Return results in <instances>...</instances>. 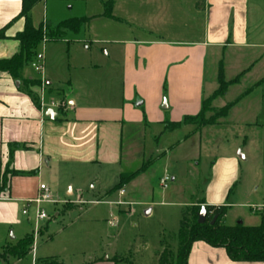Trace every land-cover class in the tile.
Returning <instances> with one entry per match:
<instances>
[{
    "label": "crops",
    "instance_id": "1",
    "mask_svg": "<svg viewBox=\"0 0 264 264\" xmlns=\"http://www.w3.org/2000/svg\"><path fill=\"white\" fill-rule=\"evenodd\" d=\"M22 1L0 0V30L4 29L0 59H8L19 52L15 36L24 27V19L19 16ZM52 1L59 0H40L31 8L29 15L34 28L46 25L54 29L64 20L86 17L81 7L102 8L107 2L77 0L79 12L71 15L63 13ZM52 8L60 11V16L49 17L48 11ZM111 9L115 21L121 23L124 30L120 29L119 39L107 40L99 49L98 57L105 58L104 63H109L110 67L106 65L100 70V66L92 64L89 78L82 81L78 77L56 81L47 71L43 73L46 97L66 100L68 108L65 111L48 109L43 113L40 110L41 77L26 79L21 72V82H18L0 72V180L5 173L7 177L6 190L0 193V248L32 236L33 227L25 231L23 224L26 220L32 225L29 211L32 209L34 215V207L28 210L27 216L22 215V210L38 195L41 184L48 188L52 198L62 193L64 203L73 206L79 205L78 200L94 202L97 198L109 200V206H116L122 197L125 202L132 200L139 189L143 194L149 193L151 179L159 180V187L164 175L169 177V182H174L175 177L169 175L167 158H164L168 145L160 149L156 146L153 152L151 132L154 141H158L164 133L168 136L183 131L184 139L176 141L178 148L187 141L202 144L200 132L194 130L193 124L182 121L200 112L202 101L216 89L220 71L226 81L245 72L253 87L233 101L228 100V95L234 94L239 85L231 84L223 96L212 101V107L221 109L232 102L224 121L232 126H243L245 131L231 137L242 136L244 140L248 135L259 137L261 126L256 120L264 84V0H113ZM53 16L59 20L54 28L47 22V18ZM87 27L88 23L82 28ZM82 42L89 45L86 49L90 48L91 41ZM44 58L45 55L39 57ZM208 59L214 67V81L211 82L206 79ZM99 74L104 84L95 88V78ZM110 75L116 76L119 85L116 94L108 78ZM167 123L180 126L168 131L164 128ZM147 149L151 154L150 162L158 155L160 163L164 160L160 173L155 168L158 164H154L128 182L122 188V195L118 191L109 193L110 184L118 182L120 175L135 173L141 168ZM238 156L245 160L240 151ZM237 163L233 158L226 160V171L220 169L219 162L213 163L212 178L198 203L204 207L224 206L228 213L236 207L229 194L238 178ZM11 172L16 174L10 175ZM253 208L259 209L253 213L258 215L264 205ZM99 223L105 225L104 230L98 227ZM84 225L87 228L75 234L67 233L56 246H53L56 236L64 230L47 237L44 242L50 243L46 248H63L64 252L80 250V256L72 254L61 258L51 253L40 255L43 257L39 260L50 259L57 264H125L117 259V252L108 249L113 248L108 239L110 227L115 226L113 221L90 217L84 220ZM47 230L48 224L37 237ZM12 234L20 237L17 239ZM36 240L33 239V243ZM33 243L32 253L34 248H42ZM37 259L33 253L28 264H38ZM21 261L14 260L12 264H21ZM187 264L263 263L233 262L223 248L196 241L189 249Z\"/></svg>",
    "mask_w": 264,
    "mask_h": 264
},
{
    "label": "rangeland",
    "instance_id": "2",
    "mask_svg": "<svg viewBox=\"0 0 264 264\" xmlns=\"http://www.w3.org/2000/svg\"><path fill=\"white\" fill-rule=\"evenodd\" d=\"M53 2L54 1H52V3ZM111 2L113 3V0H111ZM53 4H57L61 7L63 13L75 15V13L79 12V1L77 0H59L57 3ZM111 10L107 16L104 7H81V13L88 19L87 29L82 28L76 34L67 32L62 38L64 40L66 37V39L57 43H46L47 39H43L36 48V60L33 62H39L42 66L44 65L43 73L47 71L52 77H56V81L72 77H78L80 81L83 79L87 80L89 78L87 76L88 71L92 68V64L100 66V70L101 67L105 69L106 65L110 67L109 63H104L105 58L98 57L100 55L99 49L102 45L106 44L105 41L119 39L121 35L120 29H123V25L115 21V14H113ZM48 15L49 17H51V15L60 16V11L55 12L52 8L48 11ZM57 19L58 18L53 16V18H47V22L51 23V27L54 28L59 21ZM45 29L46 26L43 25L42 30L45 31ZM50 30L55 31L54 29ZM82 41H91L90 48L86 49L89 45H84ZM44 55V59H39V57H43ZM206 64V79L208 82L214 81L212 80L214 78L213 64L209 59ZM22 73L25 75L26 79H40L41 77L30 65L25 66ZM240 74L242 75L239 76ZM240 74L237 75L239 77H234L237 78L235 85L238 84L239 88L234 94L228 95V100L233 99V101H235L243 96L244 92L253 87L248 78H246L245 72ZM111 76L112 75L108 76V78L116 94L119 85L117 84L116 76ZM100 77L99 74L95 78V88L100 87ZM234 78H232V80ZM225 82L229 83L230 81L225 80ZM101 84L103 85L104 83ZM81 85H83V82ZM229 86L230 85H227L225 92L228 90ZM215 88L212 94L217 90L218 83ZM96 92H100L99 88L96 89ZM212 94H210L208 98L211 97ZM262 95V102L259 104L260 113L256 120L261 126L258 139L248 134L246 140H244L242 136L231 137L233 134H238L236 132H244L245 128L240 125L232 126L228 121H224L226 117H217L216 113L219 109H214L212 107V102L208 110L203 113V120H198L196 124H193L194 130H198L201 134L202 144L198 145V141L194 143H192V141H187L178 148L176 141L184 139L185 133L183 131L168 134V136L164 133L160 136V139L158 138V141H154V133L151 132L150 144L153 147V152L156 146L160 149L168 145V154L164 156V158H167L165 160L166 169L169 175L175 177V181L169 182L167 189L159 187V180L151 179V191L149 193L143 194L139 189L132 200L125 202V198L122 197L121 204L116 206H109V200H104L102 198H97L95 200L100 202L98 204L86 203L73 206L64 203L65 196L62 193L54 194V200H59L61 202L60 204L43 203L40 206L50 219L40 223L38 235H40L41 230H43L46 224H48L47 233L39 238L37 237V240L33 243L35 247H37V245L38 247H42L34 248L33 250L34 256L37 255L38 257L37 261H41L39 258L43 256L40 255H50L51 253H53L51 255H57V257L59 256L61 258L71 256L72 254L80 256V250L71 249L68 252H64L65 250H63V248H46L50 246V243L44 242L47 241V237H53L64 230L63 234L56 236V238H58L55 239L53 243V246H56L67 233L75 234L79 232L78 230L87 228L86 225H84V220L90 217H97L101 220L109 219L115 223V226L110 227V229L108 228L109 245L113 247L108 249L110 252H117V259H122V261H124L123 263L159 264L158 253H162L164 249L167 251L169 250L171 253L172 258L169 261L172 262L177 251V233L182 211L189 208L192 204L200 202L201 194L206 191L208 181L212 178L213 163L219 162L220 169L226 171V160L230 158L238 161V178L234 188H232L229 194L230 201H234L236 207L233 208L230 213H228L227 207L224 206L214 207V209L221 208L225 210L224 220L225 224L228 226H232L238 222H241L246 227L257 226L259 216L253 213L258 212L259 209L253 207L264 205V84L262 87ZM44 100L48 102L50 99L45 95ZM65 102L67 101L65 100ZM244 109L245 107L243 110ZM146 144H149V142L146 141ZM238 151L244 155L245 160L239 158ZM150 156L151 154L148 153L147 149L143 156L145 161L144 164L146 165L145 170L148 169L147 167L158 164L155 168H157V172L160 173L159 168L164 166V160L160 163L158 155L155 157L157 159L150 162ZM217 174L218 171L216 170L215 176ZM220 174L222 177L225 176L224 173ZM102 181L104 182V179ZM117 183L118 182L110 184L112 185L110 187L113 188ZM109 207L111 209H109ZM118 208L120 211H118ZM72 209L76 210L66 214L64 213ZM149 210L150 212L147 215L146 212ZM212 212L213 210L210 212L209 216H211ZM29 217H33L32 209L29 211ZM207 220H209V217ZM31 224L32 225L28 224L26 220H24V230H32L33 222ZM99 224L98 227L104 230L105 225L103 223ZM12 236L15 238L20 237L14 236L13 234ZM10 237L11 234L8 235V239H10ZM162 241L163 246L166 248H162ZM130 245L133 247L128 248ZM94 249L95 248H93V250ZM33 253L30 250L29 253L22 258L21 264H28ZM0 254L4 258V261H0V264L13 263L14 260L7 250L0 248ZM119 262L121 263V261Z\"/></svg>",
    "mask_w": 264,
    "mask_h": 264
},
{
    "label": "trees",
    "instance_id": "3",
    "mask_svg": "<svg viewBox=\"0 0 264 264\" xmlns=\"http://www.w3.org/2000/svg\"><path fill=\"white\" fill-rule=\"evenodd\" d=\"M40 0H23L22 9L19 14L20 18L24 19L23 30L15 36V40L19 43V52L8 59H0V72L6 73L14 81L21 82V72L23 68L30 65L36 60V48L43 41H59L65 32L78 33L80 29L88 23L85 17L72 18L60 22L51 31L49 26H46L45 31L42 26L34 28L31 23L29 12L31 8ZM198 5V4H197ZM112 2L108 0L104 5L105 14L108 16L111 10ZM4 38V29L0 30V39ZM240 74L239 76H241ZM237 76V77H239ZM237 78H234L229 83H226L223 74L220 71L217 76L218 88L211 97L202 101L200 112L194 117H185L183 124H196L198 120H203V113L208 110L211 102L225 94L227 85L234 84ZM34 83L33 81H26ZM28 95L30 93L27 91ZM31 96V95H30ZM34 103L35 99L32 97ZM233 104H227L219 109L216 113L217 117H226L229 109ZM180 124L167 123L164 128L168 131L178 128ZM145 164L141 168L131 174H122L118 178V183L110 190L109 193L117 192L130 182L136 175L145 170ZM11 172L10 175H15ZM7 177L6 173L0 180V193L6 190ZM202 203L192 204L189 208L182 211L179 229L177 233V251L173 261H169L171 253L164 249L162 253H158L159 264H187V256L193 242L201 241L214 248H223L226 251L228 258L233 262H260L264 264V208L258 213L259 224L257 226L246 227L242 223L228 226L225 224V210L221 208L214 209L213 207H205L206 221L203 224L197 223V214L200 211ZM188 209V210H187ZM213 210L211 216L210 212ZM209 217V220L207 218ZM216 217L213 224L211 220ZM33 238L31 235L25 236L18 240L13 246L3 248L7 250L13 260L24 258L32 249ZM162 248L163 241L161 244ZM166 256V257H165ZM0 261L4 258L0 254ZM38 264H57L50 259L41 260Z\"/></svg>",
    "mask_w": 264,
    "mask_h": 264
},
{
    "label": "built area",
    "instance_id": "4",
    "mask_svg": "<svg viewBox=\"0 0 264 264\" xmlns=\"http://www.w3.org/2000/svg\"><path fill=\"white\" fill-rule=\"evenodd\" d=\"M45 40V39H44ZM31 68L39 75H41L40 80V94L38 96V106L40 110L44 113L46 110H57V111H65L67 109V102L63 100H54L50 99L48 102H45V81L43 80V66L39 62H32L30 64ZM170 179L168 176L164 175L160 179V186L162 189L168 188V183ZM118 193L120 195L123 194V190H119ZM43 203H51V204H60L61 202L59 200H54L48 190V188L41 184L38 189V195L31 201L27 202L26 206L22 210V215L27 216L28 210L33 206L34 207V215H33V232L32 236L33 239H36L38 236V232L40 230V223L45 222L49 220L50 218L45 214V212L40 208L41 204ZM98 204L100 202L94 201V202H85L82 200H78L77 204ZM121 204V203H118Z\"/></svg>",
    "mask_w": 264,
    "mask_h": 264
},
{
    "label": "water",
    "instance_id": "5",
    "mask_svg": "<svg viewBox=\"0 0 264 264\" xmlns=\"http://www.w3.org/2000/svg\"><path fill=\"white\" fill-rule=\"evenodd\" d=\"M15 85L18 86L19 83L16 82ZM146 214L148 215V211L146 212ZM215 220H216V217H214L211 220L210 224H213ZM205 221H206V210H205L204 206H201L200 211L197 214V223L198 224H203ZM237 224H241V222H238Z\"/></svg>",
    "mask_w": 264,
    "mask_h": 264
}]
</instances>
